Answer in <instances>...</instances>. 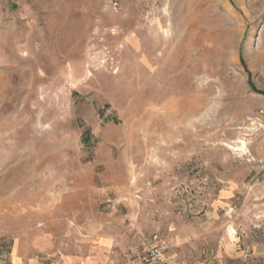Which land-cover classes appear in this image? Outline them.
I'll return each instance as SVG.
<instances>
[{"label": "rangeland", "instance_id": "374dc122", "mask_svg": "<svg viewBox=\"0 0 264 264\" xmlns=\"http://www.w3.org/2000/svg\"><path fill=\"white\" fill-rule=\"evenodd\" d=\"M161 240L264 264V0H0V264Z\"/></svg>", "mask_w": 264, "mask_h": 264}, {"label": "built area", "instance_id": "2783aa9c", "mask_svg": "<svg viewBox=\"0 0 264 264\" xmlns=\"http://www.w3.org/2000/svg\"><path fill=\"white\" fill-rule=\"evenodd\" d=\"M169 251V243L161 240L147 250L144 260L148 264H157L165 254L169 253Z\"/></svg>", "mask_w": 264, "mask_h": 264}, {"label": "crops", "instance_id": "0c3cea01", "mask_svg": "<svg viewBox=\"0 0 264 264\" xmlns=\"http://www.w3.org/2000/svg\"><path fill=\"white\" fill-rule=\"evenodd\" d=\"M157 264H179V263L175 259V256H173L171 252L169 251V253L165 254L163 258L161 259V261Z\"/></svg>", "mask_w": 264, "mask_h": 264}, {"label": "trees", "instance_id": "16d2710c", "mask_svg": "<svg viewBox=\"0 0 264 264\" xmlns=\"http://www.w3.org/2000/svg\"><path fill=\"white\" fill-rule=\"evenodd\" d=\"M88 139L85 138V142L87 141Z\"/></svg>", "mask_w": 264, "mask_h": 264}]
</instances>
